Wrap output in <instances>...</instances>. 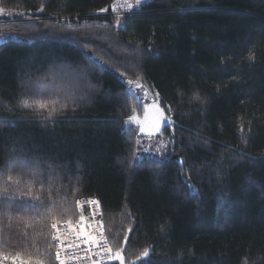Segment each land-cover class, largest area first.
Returning a JSON list of instances; mask_svg holds the SVG:
<instances>
[{
	"label": "trees",
	"instance_id": "1",
	"mask_svg": "<svg viewBox=\"0 0 264 264\" xmlns=\"http://www.w3.org/2000/svg\"><path fill=\"white\" fill-rule=\"evenodd\" d=\"M112 1L0 0V254L58 264L84 196L123 264H264V0Z\"/></svg>",
	"mask_w": 264,
	"mask_h": 264
},
{
	"label": "built area",
	"instance_id": "2",
	"mask_svg": "<svg viewBox=\"0 0 264 264\" xmlns=\"http://www.w3.org/2000/svg\"><path fill=\"white\" fill-rule=\"evenodd\" d=\"M110 4L104 8H109ZM119 4L114 5L118 7ZM122 8L127 13L126 6ZM5 14L1 12L0 16ZM78 204L87 209L83 216L55 222L51 228L58 264H106L112 257V246L107 238L99 202L96 198L83 196ZM0 264L30 263L0 254Z\"/></svg>",
	"mask_w": 264,
	"mask_h": 264
},
{
	"label": "rangeland",
	"instance_id": "3",
	"mask_svg": "<svg viewBox=\"0 0 264 264\" xmlns=\"http://www.w3.org/2000/svg\"><path fill=\"white\" fill-rule=\"evenodd\" d=\"M126 5H127L126 0H123L121 2V4H119V6L117 7L118 10H116V13H120V14L123 13L124 14L122 7H124ZM5 32H7V33L9 32L11 35L13 34L12 32H10L8 30ZM6 40H3V41H6ZM125 80L129 81L131 79L125 78ZM131 81H132V83L138 82L137 88L141 89L143 94L146 91L149 96L154 95L153 93L150 92V90L146 86H144V84L142 83V81L140 79L137 78L136 80H131ZM147 98H148V96L146 97V95H144V99H147ZM143 113L144 114L141 116L139 114H133L130 117L126 118L125 122H126V124H133V125L137 126L139 133H141L145 136L144 137L145 141H147L149 143L155 142V139L158 138V136L161 133L164 125L168 124V123H172V122H171L170 118L166 115V112H164V110L159 106L158 100L157 101L155 100V102L154 101L153 102H145ZM143 145H144V142H143ZM61 220H67V219H61ZM61 220L52 221L53 222L52 226L54 225L55 222H60ZM111 254H112V257L109 260V263L118 262L119 264H123L124 261H123V257L121 254H119L117 252H112ZM18 259H20V258H18ZM26 263L35 264V263H31L29 261ZM109 263H106V264H109Z\"/></svg>",
	"mask_w": 264,
	"mask_h": 264
},
{
	"label": "bare ground",
	"instance_id": "4",
	"mask_svg": "<svg viewBox=\"0 0 264 264\" xmlns=\"http://www.w3.org/2000/svg\"><path fill=\"white\" fill-rule=\"evenodd\" d=\"M148 1H151V0H130V1L129 0H126V3H127V5H126L127 13L120 14V13H116V10H118V9H117L116 5H114V4H119L121 2V0H113L111 2L110 6H109V8L111 10L110 11V14L111 15H114V16H122V15L133 14L134 11L139 10L140 7H141V5L145 4V2H148ZM108 10H109L108 8H103L102 13L103 14H107ZM5 13H6L5 16H0V21L1 20H4V23L10 21L8 19L9 14L7 13V11H5ZM0 41H1L0 44H2L3 42H5V41H2L1 37H0ZM137 83L136 82L133 83V90H136L137 89ZM144 95L148 96L149 101H151V102L154 101L155 102V100H156L155 99V96H149L146 91H145Z\"/></svg>",
	"mask_w": 264,
	"mask_h": 264
}]
</instances>
